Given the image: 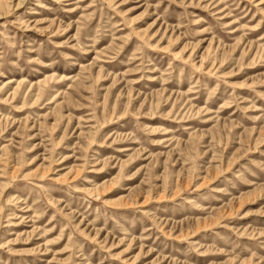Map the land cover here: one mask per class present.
<instances>
[{"label":"rangeland","instance_id":"1","mask_svg":"<svg viewBox=\"0 0 264 264\" xmlns=\"http://www.w3.org/2000/svg\"><path fill=\"white\" fill-rule=\"evenodd\" d=\"M0 264H264V0H0Z\"/></svg>","mask_w":264,"mask_h":264}]
</instances>
